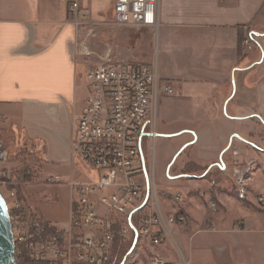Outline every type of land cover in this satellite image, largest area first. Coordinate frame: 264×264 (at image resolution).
Masks as SVG:
<instances>
[{
	"label": "crops",
	"instance_id": "obj_1",
	"mask_svg": "<svg viewBox=\"0 0 264 264\" xmlns=\"http://www.w3.org/2000/svg\"><path fill=\"white\" fill-rule=\"evenodd\" d=\"M61 1L60 10L55 0H0V138L7 143L18 139L24 146L27 141L35 151H42L43 162L36 168L37 175L45 166H51L57 172L47 175L68 180L75 173L80 175L81 162L74 156L73 137L88 98V70L77 59L79 40L84 39L86 28L77 25L68 6L70 2H78L96 17L103 16L114 0ZM150 29L158 33L162 86L171 88L170 93L160 94L157 117L165 127L172 122L169 109L179 112V117L186 120L183 131L195 136V139L190 136L192 141L177 155L184 154L186 160L180 171L179 166L174 170L179 175L171 178L172 190H163V210L167 215L174 214L178 208L173 206L175 201L170 194L181 193L189 223L192 222L187 221L185 226L195 229L190 239L196 233L225 231L233 243L254 251L248 262L235 264H264V212L242 207L231 202L230 195L219 192L220 202L226 207L232 205L224 219L202 203L203 195L212 194L211 180L196 178L193 168L189 174L183 173L193 164L209 173L218 168L227 174L232 136L228 128L234 118L225 113L261 109L264 85L257 73L264 66L261 56L264 43L260 47L255 37L264 39V0H160L158 25ZM242 29L249 35L250 45L239 57L238 34ZM162 101L165 106L161 105ZM35 151L32 148L31 152L35 154ZM236 151L232 154L236 155ZM81 174L88 178L83 171ZM262 180L259 174L255 189L260 195H264ZM185 184L187 190L180 191V186ZM205 188L208 190L201 191V197L197 198L200 202L197 200L192 206L195 190ZM35 201L29 206L40 213ZM231 207L243 215H233ZM244 213L256 217L254 226L247 225ZM67 217L60 221L43 219L58 230L68 229L71 203ZM216 222L224 227L219 228ZM205 223L210 229L203 230ZM166 243L161 250V245L154 247L148 242L149 251L174 264ZM181 254L190 264H203L194 263L182 251Z\"/></svg>",
	"mask_w": 264,
	"mask_h": 264
},
{
	"label": "built area",
	"instance_id": "obj_2",
	"mask_svg": "<svg viewBox=\"0 0 264 264\" xmlns=\"http://www.w3.org/2000/svg\"><path fill=\"white\" fill-rule=\"evenodd\" d=\"M159 5L160 0H114V21L157 27ZM69 11L77 25L83 24L87 15L78 2H72ZM249 42L248 37L245 44ZM86 87L87 106L75 128L73 152L96 177L69 182L73 197L68 229L58 230L39 218L10 215L16 264H113L118 249L132 239L121 264H136L139 238L159 247L172 237L170 225L187 222L176 212L163 215L154 166L151 177L147 171V152L157 138L160 94L171 92L162 86L157 62L117 61L109 51L88 69ZM9 154L0 141V172L24 183L23 173L12 175L7 170ZM234 176L243 181L240 169L234 170ZM47 181L62 182L58 176ZM171 196L181 199L178 193ZM259 200L264 203V196ZM148 264L172 263L153 252ZM179 264L190 263L183 258Z\"/></svg>",
	"mask_w": 264,
	"mask_h": 264
},
{
	"label": "rangeland",
	"instance_id": "obj_3",
	"mask_svg": "<svg viewBox=\"0 0 264 264\" xmlns=\"http://www.w3.org/2000/svg\"><path fill=\"white\" fill-rule=\"evenodd\" d=\"M55 2L56 8L60 7L61 10L62 1L55 0ZM113 5L114 1L111 6L107 7L103 16L94 17L91 16L88 11H84L87 17L83 20V24L78 26L85 27L86 32L84 39L79 40L77 59H79L88 70L92 68L93 65L98 64L100 62V57L110 51L117 61L157 62L159 67L163 66V62L161 63V52L159 51L158 33H153L149 27H136L116 23L113 17ZM81 8L83 7L81 6ZM69 13L74 17V14L71 12ZM74 20L76 21V17H74ZM243 30L245 32V29ZM248 37L249 35L245 32V41ZM255 39L259 42L260 47H262L261 45L264 43L263 37H255ZM245 41L242 44L243 52L245 48L250 45V42L249 44H245ZM242 56L243 53L239 55V57ZM261 56H264V47L261 50ZM257 77L261 79L263 86L264 66L258 70ZM261 101V109L257 112L241 109L235 113H225L234 118L228 128L232 136L228 161L226 162V167L228 168L227 174L224 170L222 171L217 168L214 172L215 177H213V180L209 178L210 173L206 171L205 168L194 167L195 171L193 172L196 178L211 180L213 185L211 188L212 194L203 195L202 203L212 212H218L217 215H222L224 219H227V214L230 213H227V210L232 205H228L227 207L223 205L219 200V197H221V195L218 194L219 192L224 193V196L230 195L229 198L232 199L231 202L234 201L239 203L242 207L264 212V203L259 200V198L264 195H260L255 189L256 182L259 180V174L264 179V96H262ZM161 105L165 106V102L162 101ZM166 107L172 108L171 105H166ZM169 110L168 114L171 116L172 122L164 127L161 118L157 119V138L147 152V171L149 177H151L154 166V177L157 184L161 210L166 218L169 217V215L163 210V199H165L163 190L166 189L168 192L172 190L174 183L171 178L179 175L180 168L186 160L184 154L178 157L177 155L179 152L182 153L184 151L183 148L192 141L190 140V136L192 135L183 131L186 120L183 119V117H179L181 113L174 112V110L171 109ZM184 114L200 117L204 113ZM205 116L204 114V117ZM192 130H196V128L192 127ZM192 137L195 139L194 135ZM0 141H3L6 149L9 150L10 153L8 160L9 164L7 163L8 165H6L7 170L10 171L12 175H14L13 173L24 174V183H19L4 177L0 172V193L5 198L8 208H10V215L13 216V218L23 215L24 217L29 216L36 219L38 216L41 219L45 217L50 220H67L69 204H72L73 197V189L69 182L71 180L76 182L85 181L86 179L81 174L82 171L91 179H94L96 174L81 162V167L79 169L80 175L79 173H75L76 178L73 176L65 180L58 176L62 181L61 183H49L47 179L51 175L47 174L55 173L57 169L51 166H45L42 173L37 175L36 168L41 166V162H43L40 156L42 151H35L36 148L30 146L27 141H25L26 146L22 145L24 142L18 139H12V141L7 140V143L0 138ZM32 148L35 154L31 152ZM234 149L237 150L236 155L232 154ZM235 157L238 158L235 159ZM177 166H179V169L177 168L179 171L174 172ZM236 168L241 170V175L243 177V181L241 182H238V179L234 176V170ZM30 171L33 175L29 177L28 172ZM183 173L189 174L190 172L185 170ZM223 175L226 176V180L223 179ZM150 182L152 184V180H150ZM20 188L21 190H19ZM180 188V191L185 192L188 186L185 184L182 185V187L180 186ZM229 188L231 190H229ZM203 190L206 191L208 189L195 190V194L192 198L193 200L190 203L192 206H195L197 200L200 202L197 198L198 196L201 197V191ZM178 194L181 193L178 192ZM204 196L206 197L204 198ZM46 197L48 198L46 199ZM171 198L175 201V203L173 202V206L176 209L178 208L176 213L180 208H184L182 195L181 199ZM32 201H35L39 205L40 213H35L36 211L30 208L29 205ZM186 205L188 206V204ZM233 207H231L232 209L230 210L233 215H243L241 211L236 208L233 209ZM244 216H246L247 225L250 227L254 226L256 217L247 216L245 213ZM185 217L188 224H191L192 222L189 223L190 218H188L186 211ZM193 222H195V220ZM216 223L219 225V228H221L220 225L222 224ZM186 224L180 225L176 223L172 226L170 225L172 237L167 236L165 240V242L168 241L165 247L169 246L171 248V256L174 264L183 260L181 251L186 258H192L194 263L203 264H222L226 262L235 264L239 262H248L249 256L253 255V249L233 243L230 234H227L225 231H220L219 233H196L193 239H190L195 229L191 230V228H188L189 226H185ZM207 224L209 223L207 222ZM207 224H204L203 230L210 229ZM222 227L224 226L222 225ZM133 242L134 240L132 239V242L118 249L113 264H121L123 257L127 250L132 247ZM148 242L149 241L145 238H139L137 242L139 259L136 260V264L148 262V258L151 255ZM164 243L161 244V250L164 249Z\"/></svg>",
	"mask_w": 264,
	"mask_h": 264
},
{
	"label": "water",
	"instance_id": "obj_4",
	"mask_svg": "<svg viewBox=\"0 0 264 264\" xmlns=\"http://www.w3.org/2000/svg\"><path fill=\"white\" fill-rule=\"evenodd\" d=\"M0 264H16V246L14 243L9 208L0 193Z\"/></svg>",
	"mask_w": 264,
	"mask_h": 264
},
{
	"label": "trees",
	"instance_id": "obj_5",
	"mask_svg": "<svg viewBox=\"0 0 264 264\" xmlns=\"http://www.w3.org/2000/svg\"><path fill=\"white\" fill-rule=\"evenodd\" d=\"M244 41H245V32L242 29V30L239 31V34H238V53H239V55H242V53H243V46H242V44H243ZM194 167H195V165H192V164L190 165L189 164L187 166L186 170L188 172H190V169H192V168L194 169ZM213 177H215V173L214 172L209 174V178H212L213 179ZM19 190H21V188ZM176 214H178V215H180V214L181 215H185L184 208H180L179 211ZM37 218H39V217L37 216ZM39 219H41V218H39ZM41 220H43V219H41Z\"/></svg>",
	"mask_w": 264,
	"mask_h": 264
}]
</instances>
